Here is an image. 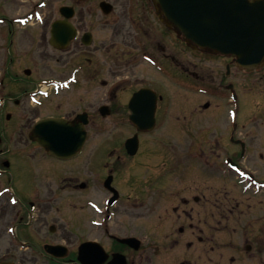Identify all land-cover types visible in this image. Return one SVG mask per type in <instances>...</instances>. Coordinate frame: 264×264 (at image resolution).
<instances>
[{
  "label": "flooded vegetation",
  "instance_id": "1",
  "mask_svg": "<svg viewBox=\"0 0 264 264\" xmlns=\"http://www.w3.org/2000/svg\"><path fill=\"white\" fill-rule=\"evenodd\" d=\"M55 1L45 11L44 0H0V46L6 52L0 86L10 79L17 94L0 97L5 100L0 112L6 111L0 113V264H264V142L236 134L244 126L236 123V85L226 86L234 114L225 163L246 181L241 192L256 196L254 205L245 204L254 206L250 219L243 218L245 210L237 211L243 205L236 197L224 209L226 190L208 188L212 203L205 197V174L216 178V152L222 151L216 138L204 144L183 115L182 130L171 120L176 106L190 99L189 91L183 98L173 85L194 87L186 81L185 64L192 65L186 54L204 52L174 32L157 0ZM63 6L70 12L61 11ZM56 22L75 30L65 49L50 44ZM17 56L41 68L53 62L59 69L43 76L42 68L35 76L26 68L23 76L13 75ZM237 69L249 76L264 64ZM246 83L243 97L257 98L258 114L251 110L243 116L253 131L263 126L264 91L254 93L249 77ZM66 91L67 99L45 102ZM167 95L180 102L169 103ZM27 98L38 111L54 112L30 121V107L21 110ZM66 105L69 111L59 112ZM208 105L200 106L208 110ZM131 110L154 124H132ZM46 120L52 125H36ZM60 127L80 133L83 142L73 151L77 139L57 141L69 146L57 157L39 141H50ZM157 128L188 133L183 149L142 139ZM90 131L101 139L92 142ZM123 131L131 133L117 136ZM133 136L131 154L126 142ZM245 158L251 168L243 165ZM238 228L240 237L233 238Z\"/></svg>",
  "mask_w": 264,
  "mask_h": 264
},
{
  "label": "rangeland",
  "instance_id": "2",
  "mask_svg": "<svg viewBox=\"0 0 264 264\" xmlns=\"http://www.w3.org/2000/svg\"><path fill=\"white\" fill-rule=\"evenodd\" d=\"M45 1V11L48 10V7L52 4L51 0H44ZM54 1V0H53ZM56 1H61V3H57V5H62L63 3L70 1V0H56ZM55 1V2H56ZM57 7V6H56ZM4 36V35H3ZM1 43V42H0ZM20 49V48H19ZM49 54H52L53 52L48 49ZM5 51L4 49L0 46V75H3L4 70H5ZM188 56V60L192 63L187 65L185 64L186 70L190 76H188V79L186 78V81L191 84V86H194L193 88H188L187 89H181L173 85L172 89L174 92L179 93V94H185L187 91L190 93V99L185 100L183 99L182 101H188L187 103L182 104L180 107L176 106V110H173V113L171 114V120L172 123H175V127L177 129L182 130L179 125L184 127L186 124L182 123L183 118H187V122L193 127L192 134L196 137V139L204 140V144L207 143L208 140L210 139H215L216 141L219 142L220 148H222V151L218 152L219 148L217 147L216 143V178H209L211 175L205 174L206 178L204 181V189H205V197L210 201V203L213 202V197L214 196H209L208 195V188H213V189H218V191H223L226 190L228 192L229 199L224 200L223 202L225 203L224 209L226 210L229 208L232 204L233 201L231 198L236 197L237 200H239L240 204L243 206H240L239 210H245V217L244 219H250V212L252 209L247 208L245 204H250L254 205L255 204V199L251 194H244L241 192V189L245 187V180H239V177L236 176V174L230 170L229 166L226 165L225 163V157L230 156L226 154V145L227 144H232L230 142L229 137L231 135V124L233 123L230 118V113L232 110H234V105L231 106L229 104V99L231 98V91L227 89V85L233 84L234 87L236 85V90L237 94H239L238 97V102L236 104L235 110H237V124L244 123L243 127H238L236 134H245L248 136V139H254L258 141H263L264 142V119L262 121V127L258 129H253L250 126L251 121L249 122H244L243 121V116H246L248 114V111L250 112L252 110L253 114H258L257 113V107L258 105H255L257 98L253 97L250 99V97H243L245 94V91H248V85L246 83V79L249 77V79L252 80V86H253V92L254 93H260L264 91V79L262 80L261 77L264 75V70L258 71V72H253L249 76L246 75L245 73L238 71L237 67L233 64H231L228 60V58H225L223 56L219 55H213V54H199L197 52H188L186 54ZM28 59L27 57L25 60ZM51 61V59H49ZM193 64L196 65L193 66ZM230 66L229 73H226V65ZM53 62H46V65L42 68H45L44 73L41 71L42 68L38 66L37 64H32L30 61H22L20 60V56H17V58L13 61L12 67H11V74L15 75L18 74L19 76H23L22 71L23 69H30L34 75L36 76L37 74L40 75L41 72L43 76L47 74L48 69H59V68H53L54 67ZM196 73V74H195ZM10 74V75H11ZM67 75V74H66ZM195 75V76H194ZM219 80L221 81V88H219L218 83ZM193 84V85H192ZM15 84H12L10 82V79H5L3 86H0V97L2 96L3 98L8 92V96H16V90L14 88ZM11 91V92H10ZM201 91L204 94L200 95L198 92ZM217 91V92H216ZM10 92V93H9ZM192 92V93H191ZM218 94L219 98H216V93ZM219 92V93H218ZM6 93V94H4ZM61 93V92H60ZM57 95H52L51 98L48 100H45V102H60L63 101L64 99H67L69 97V91L63 92L61 94ZM169 94V92H166ZM169 103H172L173 100L179 101L177 99H173L172 95L169 96L167 95ZM185 98V95L183 96ZM26 104L22 105L21 110L22 112L25 111L27 107L32 108V110L29 108V120L33 121L34 118L37 116H42V115H48L52 114L54 110L50 109H40L38 111V108L40 106H35L34 104L30 103V101L27 99ZM5 100H0V104H2ZM44 102V103H45ZM180 102V101H179ZM43 103V106H45ZM208 103V110H203L200 105ZM257 104V103H256ZM69 106H62L63 108L59 111L62 114H64L65 109H68L69 111ZM76 108V107H75ZM232 109V110H231ZM171 111V108L169 112ZM2 113V117L5 115L6 111L0 112ZM24 113H22L23 115ZM177 115L180 118V120L176 121ZM181 115H183L181 117ZM254 115V116H255ZM264 117V116H263ZM168 121V118L165 119ZM5 121V120H4ZM7 121V120H6ZM260 122V120H258ZM7 123V122H4ZM9 123V122H8ZM249 123V124H248ZM216 129V131H215ZM161 130V129H160ZM158 128L151 134L144 135L142 139H152L153 141H156L157 143H160L161 145H174L176 148L183 149V144L184 140H186V135L188 133L185 132H178V131H160ZM218 132V133H216ZM130 131H123L119 132L117 136H121L122 138L125 136L130 135ZM112 135L113 133H109ZM232 136L237 137L235 134H232ZM188 137V136H187ZM234 137V138H235ZM104 138V137H102ZM101 139L99 134H96L95 131H90V140L93 142H97ZM193 139V137H191ZM195 138L194 140L197 141ZM227 140V141H226ZM221 141V142H220ZM223 141V142H222ZM226 142V143H225ZM203 143V142H201ZM97 144V143H96ZM189 145L191 143L189 142ZM173 150V148H167V150L170 152V150ZM192 149H195V143L192 144ZM246 158L242 160V163L244 166L247 168H251L252 164L250 161H246ZM214 162V163H215ZM212 163V164H214ZM220 199L224 198V193L222 192L219 196ZM247 198H251L250 200H246ZM264 213V211H263ZM252 214V213H251ZM260 214V213H259ZM258 217V216H256ZM232 227H235V225H231ZM229 225L228 229L226 230H231V227ZM237 233L236 234H231L233 238H239L240 237V231L242 230L240 228L236 229ZM241 240V238H240ZM225 251H230L229 249H225Z\"/></svg>",
  "mask_w": 264,
  "mask_h": 264
},
{
  "label": "water",
  "instance_id": "3",
  "mask_svg": "<svg viewBox=\"0 0 264 264\" xmlns=\"http://www.w3.org/2000/svg\"><path fill=\"white\" fill-rule=\"evenodd\" d=\"M157 1L172 26L199 48L232 56L246 69L264 61V0ZM74 35L70 25L56 23L52 45L65 47ZM133 115L130 119L135 122L139 116L144 117L143 113ZM59 130L64 133L63 140L71 142L80 137V133L64 127Z\"/></svg>",
  "mask_w": 264,
  "mask_h": 264
}]
</instances>
